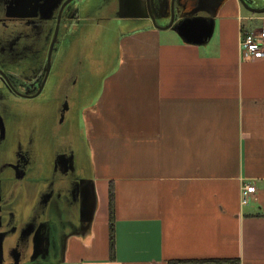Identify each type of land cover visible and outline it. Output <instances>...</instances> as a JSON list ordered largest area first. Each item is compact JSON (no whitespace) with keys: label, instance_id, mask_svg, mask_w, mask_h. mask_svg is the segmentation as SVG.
Returning a JSON list of instances; mask_svg holds the SVG:
<instances>
[{"label":"crops","instance_id":"obj_1","mask_svg":"<svg viewBox=\"0 0 264 264\" xmlns=\"http://www.w3.org/2000/svg\"><path fill=\"white\" fill-rule=\"evenodd\" d=\"M245 8L227 0L205 45L172 29L119 35L123 62L94 84L84 132L101 207L72 261L264 264V58L241 50L242 27L264 28V12ZM244 182L257 188L247 204Z\"/></svg>","mask_w":264,"mask_h":264},{"label":"flooded vegetation","instance_id":"obj_2","mask_svg":"<svg viewBox=\"0 0 264 264\" xmlns=\"http://www.w3.org/2000/svg\"><path fill=\"white\" fill-rule=\"evenodd\" d=\"M144 2L126 10L141 17L120 18L127 31L171 21L158 18V0ZM101 6L116 18L120 0H0V264H67V242L92 229L82 215L93 177L88 91L75 57Z\"/></svg>","mask_w":264,"mask_h":264},{"label":"rangeland","instance_id":"obj_3","mask_svg":"<svg viewBox=\"0 0 264 264\" xmlns=\"http://www.w3.org/2000/svg\"><path fill=\"white\" fill-rule=\"evenodd\" d=\"M103 6V5H102ZM99 7L97 10V16L95 19H92L88 24L84 25L83 30L80 34V51L78 55L77 64H79L76 68L78 69V73L80 75V80L84 83V87H87V98L84 103V107L81 115V127L83 132H86L88 136V113L92 109L91 99H95V88L94 84H85L88 81L92 83L105 81L109 76H111L114 71L120 68L123 62L122 56V43L121 38L122 33L126 31V27L122 24L120 18H106L108 14L105 12L103 7ZM244 13L251 15L246 8L244 9ZM218 17V15H217ZM217 19V18H216ZM217 21V20H216ZM251 22V20H248ZM253 25H257L256 22H251ZM259 27H264L261 22H258ZM169 30V29H166ZM59 44V43H58ZM70 42L67 40L64 45H61L60 52L65 53L69 50ZM87 85V86H86ZM97 86V85H96ZM93 178L96 182V191L98 195L99 205L98 209L101 207V194L103 193V183L105 180L103 178L97 177L95 172L93 173ZM93 230V228H92ZM93 232V231H92ZM94 233L97 234V240L100 239L102 235L106 237V240H109V227L102 232L97 227ZM81 242L90 243V239L88 238H80ZM78 248V244L75 245L70 241L68 243V250L72 248V252L70 255L66 257L67 264H79L76 261H72L74 248ZM69 252V251H68Z\"/></svg>","mask_w":264,"mask_h":264},{"label":"water","instance_id":"obj_4","mask_svg":"<svg viewBox=\"0 0 264 264\" xmlns=\"http://www.w3.org/2000/svg\"><path fill=\"white\" fill-rule=\"evenodd\" d=\"M71 0H68V2ZM145 0H120L119 18L141 17L139 13L126 12V10L137 9L140 6L144 8ZM190 4L185 3L183 14L180 12V0H158V10L160 14L158 18L172 17L168 24H155L156 28L161 30H175L181 39L189 44L205 45L213 37L216 28V18L222 5L227 0H188ZM242 4L250 11L256 13L264 12L263 6H254L252 0H240ZM189 8V9H188ZM188 9V10H187ZM169 11V12H168ZM177 20L174 22V16ZM49 63L48 68L50 69ZM48 69V70H49ZM90 183L88 195L82 202L83 219L90 217V225L93 224L96 212L98 210L99 200L96 191V182L94 178L85 179ZM92 229L88 233L80 232L78 235L81 238L90 236ZM66 247H68V242ZM15 264H20L15 263Z\"/></svg>","mask_w":264,"mask_h":264},{"label":"built area","instance_id":"obj_5","mask_svg":"<svg viewBox=\"0 0 264 264\" xmlns=\"http://www.w3.org/2000/svg\"><path fill=\"white\" fill-rule=\"evenodd\" d=\"M241 36V50L244 58H264V28L256 30L242 27ZM256 191L254 182H244L241 191L242 203L247 204L250 196Z\"/></svg>","mask_w":264,"mask_h":264},{"label":"trees","instance_id":"obj_6","mask_svg":"<svg viewBox=\"0 0 264 264\" xmlns=\"http://www.w3.org/2000/svg\"><path fill=\"white\" fill-rule=\"evenodd\" d=\"M111 207V219L113 218V203L110 202ZM111 249H114V233H113V223L111 222Z\"/></svg>","mask_w":264,"mask_h":264}]
</instances>
